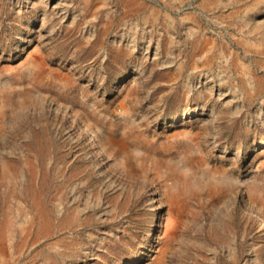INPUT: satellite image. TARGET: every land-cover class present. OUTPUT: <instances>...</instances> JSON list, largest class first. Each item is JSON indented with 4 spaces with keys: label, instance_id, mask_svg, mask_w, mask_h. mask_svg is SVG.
<instances>
[{
    "label": "rangeland",
    "instance_id": "obj_1",
    "mask_svg": "<svg viewBox=\"0 0 264 264\" xmlns=\"http://www.w3.org/2000/svg\"><path fill=\"white\" fill-rule=\"evenodd\" d=\"M0 264H264V0H0Z\"/></svg>",
    "mask_w": 264,
    "mask_h": 264
},
{
    "label": "bare ground",
    "instance_id": "obj_2",
    "mask_svg": "<svg viewBox=\"0 0 264 264\" xmlns=\"http://www.w3.org/2000/svg\"><path fill=\"white\" fill-rule=\"evenodd\" d=\"M119 144H121V143L119 142Z\"/></svg>",
    "mask_w": 264,
    "mask_h": 264
}]
</instances>
